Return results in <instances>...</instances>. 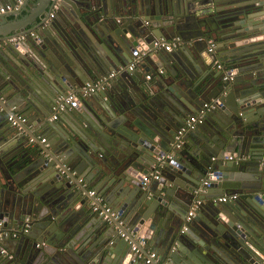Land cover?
I'll return each instance as SVG.
<instances>
[{
	"label": "water",
	"instance_id": "1",
	"mask_svg": "<svg viewBox=\"0 0 264 264\" xmlns=\"http://www.w3.org/2000/svg\"><path fill=\"white\" fill-rule=\"evenodd\" d=\"M99 5L127 23L115 29ZM20 36L0 49V253L14 256L0 264H144L139 241L155 264H264V0H25L0 15V39ZM161 39L181 44L154 49ZM113 71L105 91L53 120L58 97ZM213 99L222 105L178 147ZM17 114L21 129L8 122ZM91 190L121 219L94 212Z\"/></svg>",
	"mask_w": 264,
	"mask_h": 264
},
{
	"label": "built area",
	"instance_id": "2",
	"mask_svg": "<svg viewBox=\"0 0 264 264\" xmlns=\"http://www.w3.org/2000/svg\"><path fill=\"white\" fill-rule=\"evenodd\" d=\"M25 0H15L14 4H3L0 5V15H4L7 13H11L15 10H18L24 3ZM59 1V0H57ZM57 9V5L54 8L53 13L51 14V19L55 15V10ZM32 37H36L35 33H31ZM26 41L25 36L20 37H12L7 39H0V49H3L5 47L9 46H17L22 47V43ZM181 42L179 40H173L170 42H165L163 39L157 41L154 43V49L159 50L163 49L165 52H172L174 49H176L178 46H180ZM216 47V42L211 40L209 42V51L212 52L213 49ZM147 51H144L143 53H135L133 63L128 66L129 71H133L138 64L141 63L143 60V56L146 55ZM216 68L218 70H223L226 73V76L224 79L230 78L234 76L235 70L230 69L227 66L222 65L221 63H216ZM159 75H163L165 73V70L163 68L158 70ZM118 75V72L113 71L108 75L102 76L100 79H97L93 82H89L84 84L77 93H68L67 95H63L58 97L56 101L55 106V115L53 116V120L57 119L60 115H62L64 112L67 111V109L76 101L78 95L80 94L82 97L91 96L94 94H97L98 92L105 91L107 86L111 83L112 80H114ZM148 80L152 79V75L147 76ZM222 105L220 99H213L210 102L204 104L203 111L201 113L191 115L184 125L180 128L179 132L177 133V139H178V147L182 146L184 144V137L194 131L199 124L203 123L204 120V114L210 110L215 109L216 107ZM8 121L11 125V127L16 129H21L23 124L26 123V119L22 117L21 115H11L8 118ZM42 142H45V139L42 140ZM229 160H235L234 156H229ZM62 173H65V170L62 171ZM212 178V177H211ZM161 179V172L160 170L151 171L148 174L144 175L142 184L144 186L149 185L153 181H160ZM81 182H83L85 186L84 180L81 179ZM205 185H208V182H204ZM91 196H95V200L93 202V210L94 212L98 213L101 216H104L105 219H112V220H120L121 215L116 212L109 209V207L104 203V199L98 195V193L94 190L90 191ZM231 198L235 197H224L220 199L222 202H226L230 200ZM200 202H196L193 207L191 208L188 217L187 222H190L191 218L195 215L196 209L198 208ZM29 218H26V231H28L29 228ZM2 224V223H1ZM120 224H123L122 221ZM131 251L136 256L137 259H140L145 262V264H155V262L158 260V254L156 252H150L148 255H145L144 252L141 250L142 246H145L144 241H139V244L137 243H131Z\"/></svg>",
	"mask_w": 264,
	"mask_h": 264
},
{
	"label": "flooded vegetation",
	"instance_id": "3",
	"mask_svg": "<svg viewBox=\"0 0 264 264\" xmlns=\"http://www.w3.org/2000/svg\"><path fill=\"white\" fill-rule=\"evenodd\" d=\"M96 16H97V14L98 15H100V16H104V15H107L108 17H109V19H110V17L112 16V15H116L114 18H112V23L110 24L112 27H114L115 29H117L118 27H121V26H123V25H125L127 22H126V19H125V16L124 15H121L119 12H118V10H116L113 6L112 7H108V6H104V5H99L98 7H96ZM55 17V16H54ZM53 17V18H54ZM132 19H130V21H131ZM135 24H137L138 26H140V27H145L146 29H151L152 28V26H153V23L149 20V19H145V20H141V19H139V20H137V21H135ZM195 33H197V32H195ZM201 34V33H200ZM189 37H193L194 36V34H190L189 33V35H188ZM214 38H216V37H214ZM211 40H213L214 41V39H211ZM210 40V41H211ZM209 41V42H210ZM207 54V55H209L210 56V58L213 56V57H216V47L213 49V51L212 52H210L209 51V47H208V49H207V51H204V54ZM217 58V57H216ZM216 63H221L222 65H224V66H226L224 63H222L221 61H219V60H217L216 62H215V64H214V66H213V69L215 70V71H221V70H218L217 68H216ZM201 65L202 66H204V64L201 62ZM190 70V69H189ZM9 122V121H8ZM10 124V123H9ZM85 187V186H84ZM27 218V217H26ZM30 220H29V222H28V224H29V228H28V230L31 228V226H32V224H33V219L31 218V217H28ZM25 223H26V220H25ZM37 247H41V244H38L37 245ZM0 256L5 260H12V259H14V256L11 254V253H9L7 250H6V252L4 251V250H1V253H0Z\"/></svg>",
	"mask_w": 264,
	"mask_h": 264
},
{
	"label": "crops",
	"instance_id": "4",
	"mask_svg": "<svg viewBox=\"0 0 264 264\" xmlns=\"http://www.w3.org/2000/svg\"><path fill=\"white\" fill-rule=\"evenodd\" d=\"M4 4H9V3H4ZM1 5H3V4H1ZM205 55V57H206V59H207V63H210L211 62V60H213L214 59V57L212 56L211 58H210V56L209 55H207L206 53L204 54ZM165 73H166V71H165ZM165 73L163 74V75H165ZM148 80V79H147ZM149 82H154V77H153V75H152V79L151 80H148ZM67 112V111H66ZM66 112H64V113H66ZM63 113V114H64ZM62 114V115H63ZM61 116V115H60ZM224 197H227L226 195L224 196ZM223 197V198H224ZM2 250H4L5 252H6V249H2ZM10 250V249H9ZM8 251V250H7ZM9 253H12L11 251H8ZM150 252H156V251H152V250H150L149 252H148V254L150 253ZM157 253V252H156ZM158 254V253H157ZM160 260V255L158 254V260L157 261H159ZM156 261V262H157ZM144 264H145V262L144 261H142Z\"/></svg>",
	"mask_w": 264,
	"mask_h": 264
},
{
	"label": "clouds",
	"instance_id": "5",
	"mask_svg": "<svg viewBox=\"0 0 264 264\" xmlns=\"http://www.w3.org/2000/svg\"><path fill=\"white\" fill-rule=\"evenodd\" d=\"M149 76V75H148Z\"/></svg>",
	"mask_w": 264,
	"mask_h": 264
}]
</instances>
